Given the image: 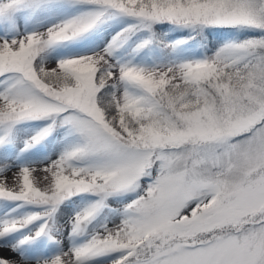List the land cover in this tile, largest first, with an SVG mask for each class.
<instances>
[{
  "label": "snow or ice",
  "instance_id": "obj_1",
  "mask_svg": "<svg viewBox=\"0 0 264 264\" xmlns=\"http://www.w3.org/2000/svg\"><path fill=\"white\" fill-rule=\"evenodd\" d=\"M0 264H264V0H0Z\"/></svg>",
  "mask_w": 264,
  "mask_h": 264
},
{
  "label": "rangeland",
  "instance_id": "obj_2",
  "mask_svg": "<svg viewBox=\"0 0 264 264\" xmlns=\"http://www.w3.org/2000/svg\"><path fill=\"white\" fill-rule=\"evenodd\" d=\"M4 255H10V253H7V252H5V253H3Z\"/></svg>",
  "mask_w": 264,
  "mask_h": 264
}]
</instances>
